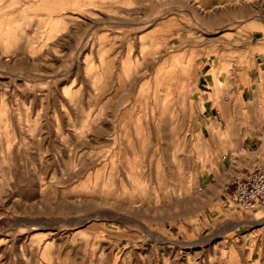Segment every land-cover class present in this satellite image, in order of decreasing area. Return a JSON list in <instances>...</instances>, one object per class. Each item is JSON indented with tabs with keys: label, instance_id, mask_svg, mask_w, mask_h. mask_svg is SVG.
<instances>
[{
	"label": "rangeland",
	"instance_id": "1",
	"mask_svg": "<svg viewBox=\"0 0 264 264\" xmlns=\"http://www.w3.org/2000/svg\"><path fill=\"white\" fill-rule=\"evenodd\" d=\"M261 54L264 0H0V264H264Z\"/></svg>",
	"mask_w": 264,
	"mask_h": 264
},
{
	"label": "built area",
	"instance_id": "2",
	"mask_svg": "<svg viewBox=\"0 0 264 264\" xmlns=\"http://www.w3.org/2000/svg\"><path fill=\"white\" fill-rule=\"evenodd\" d=\"M224 190L241 209L264 210V158L232 176L224 184Z\"/></svg>",
	"mask_w": 264,
	"mask_h": 264
},
{
	"label": "crops",
	"instance_id": "3",
	"mask_svg": "<svg viewBox=\"0 0 264 264\" xmlns=\"http://www.w3.org/2000/svg\"><path fill=\"white\" fill-rule=\"evenodd\" d=\"M262 55L263 54H261V57H259V59L258 58L257 59L260 60V61H263L264 60V57H262ZM214 81H215V79L212 76L210 78L208 77V79H207V83H211V82L214 83ZM208 98H209V91H207V99ZM223 108H225V106H224V104L222 102L221 103V106H218L217 109H223ZM220 125H230V123H227V121H226V123H224V124L221 122ZM243 140H244V138H243ZM226 147H228L230 149L233 148V146L230 147L229 145H226ZM246 167L247 166L242 167L241 171L244 168H246ZM237 173H235V174H237ZM235 174H232L231 177L234 176ZM229 179H227L226 181H224L223 186H222V191H225L224 190V184ZM231 218H235V219H231ZM218 220L219 221L220 220L227 221L226 222V227L234 226V225H238L239 226L240 224H246V223L256 224V223L259 222L261 224V221H258L257 219H254V214H252V213H244V214L233 213V214H229V215L228 214L227 215H222L221 218H218ZM254 221H256V222H254ZM249 232H252L254 234H262L263 239H264V226H255L254 225L253 229H251V231H249ZM255 252H257V256L254 258V260L255 261H259V262H261L262 260L264 261V241H263V244H261V245H259V246L256 247Z\"/></svg>",
	"mask_w": 264,
	"mask_h": 264
},
{
	"label": "bare ground",
	"instance_id": "4",
	"mask_svg": "<svg viewBox=\"0 0 264 264\" xmlns=\"http://www.w3.org/2000/svg\"><path fill=\"white\" fill-rule=\"evenodd\" d=\"M165 24V23H164ZM162 25V24H161ZM221 112V111H220ZM221 114V113H220ZM226 114V113H225ZM228 115V114H227ZM231 115V114H230ZM228 123H231L230 122V120L228 121ZM260 123H261V121H260ZM216 127V126H215ZM225 131H227V132H229V131H231V129L230 128H226L225 130H220V131H217L218 132V134H222V135H224V133H225ZM235 130L233 129L232 130V132H234ZM231 133H229V135H230ZM230 139L231 140H233V137L231 136L230 137ZM263 158V157H262ZM263 215H264V213L261 211V210H258V211H256L255 212V214H254V219H259L260 217H263ZM257 221V220H256ZM256 221H254V222H256ZM252 222V221H251ZM163 238V237H162Z\"/></svg>",
	"mask_w": 264,
	"mask_h": 264
}]
</instances>
